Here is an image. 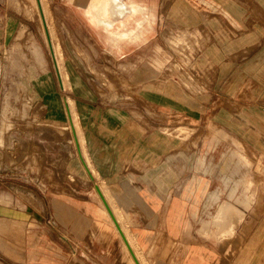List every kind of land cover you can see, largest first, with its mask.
<instances>
[{
	"label": "rangeland",
	"instance_id": "1",
	"mask_svg": "<svg viewBox=\"0 0 264 264\" xmlns=\"http://www.w3.org/2000/svg\"><path fill=\"white\" fill-rule=\"evenodd\" d=\"M64 2L82 5L87 40L106 31L96 26L110 25L105 15L112 12L100 7L114 2L43 0L65 87L36 0H0V264H134L102 211L96 184L127 225L142 264H151L152 251L161 249L182 250L179 261L196 255L201 264H264V237L258 236L264 156L257 152L264 143L231 140L203 120L194 130L178 128L177 119L152 125L146 156L145 147L129 148L125 139L130 111L143 109V84L135 82L141 76L170 83L180 78L194 87L196 75L186 76L197 74L207 58L203 34L185 29L168 48L169 34L163 35L161 49L152 39L153 18L173 10L188 27L193 6L187 0H118L134 12L115 23L114 34L124 33L115 45L132 51L81 57L64 53L66 27L54 13ZM144 36L147 50L135 51ZM66 99L95 179L78 156ZM113 138L125 145L108 147Z\"/></svg>",
	"mask_w": 264,
	"mask_h": 264
},
{
	"label": "crops",
	"instance_id": "2",
	"mask_svg": "<svg viewBox=\"0 0 264 264\" xmlns=\"http://www.w3.org/2000/svg\"><path fill=\"white\" fill-rule=\"evenodd\" d=\"M116 1L111 0L114 5L106 4L104 7L106 10L107 7L110 8L112 12L110 17L108 14L105 15L106 21L118 23L121 13L128 16L134 12L129 4ZM187 2L190 7L193 6L192 11H196L193 13L191 25L187 27L181 24V16L178 18L176 13L173 16L171 13L173 10L163 16L159 14L153 18L155 28H158L152 37L153 44L161 49L162 36L169 34L166 44L168 48L176 41L174 37L178 32L185 29L190 32H201L203 37L200 42L207 58L203 59L202 69L198 70V75L193 72V75L186 76V80L190 81L196 75L194 87L179 82L180 78L171 80L175 83H170L169 80L160 82L148 74L135 81L143 84L139 89L143 109L139 112L134 109L130 111L129 124L126 125L127 146L132 149L145 147L146 156L148 147H151L154 141V138H147L153 124L178 121L181 124L176 127L194 130L193 127L200 120L206 122L208 126L217 125L231 137V140L234 138L247 144L250 141L264 143V0H187ZM78 5L64 2L63 6H59L54 12L56 23L65 24L66 27L61 30L65 32L63 38L66 39L64 47L66 55L82 57L85 54L101 52L132 51L128 47L120 49L116 47L115 39L119 40L120 35L123 38L124 33L114 34L115 25L107 23L96 26L99 29L105 28L106 31L101 32V35L89 34L87 40L85 34H82L86 28H82L80 24L87 22L85 19L88 15L83 17V13L80 12L82 5ZM138 24L142 25L144 21L140 20ZM124 29L126 30L124 32L131 31L128 28ZM146 40L145 36L139 38L143 44L134 50L146 51ZM149 43L151 44L150 40ZM126 61L127 58H123V62ZM113 139L108 141V147L121 149L125 145L120 139ZM257 152L264 156V147L259 145ZM133 153V157L136 158V151ZM101 166L104 167V164ZM92 167L94 168L93 163ZM94 170L97 175V170L95 168ZM99 187L102 188L101 185ZM102 211L104 212L103 207ZM118 216L122 228L128 232L125 228L127 225L122 223L119 214ZM109 222L116 230L112 222L110 220ZM262 226L258 232L261 238L264 237ZM116 232L126 248L121 234L118 230ZM179 252L167 249L152 251L151 264H201L196 255L179 261Z\"/></svg>",
	"mask_w": 264,
	"mask_h": 264
},
{
	"label": "bare ground",
	"instance_id": "3",
	"mask_svg": "<svg viewBox=\"0 0 264 264\" xmlns=\"http://www.w3.org/2000/svg\"><path fill=\"white\" fill-rule=\"evenodd\" d=\"M105 3H107V2H105ZM36 4H37V7H35L34 6V8H38V15H39V18H40V22L42 23V27H43V31H44V36H46V39H47V43H48V46H49V49H50V51H51V54H52V56L53 57H55L56 58V62H57V65H58V67H59V71H60V75H61V81H62V85H63V87H65L66 86V79H65V75L63 74V71H62V67L60 66V62H59V58H58V53H57V49H55V46H54V42H53V37H52V31L50 30V26H49V22H48V18H47V13H45L46 11H45V9L46 8H44V5H43V0H41V4H42V8H43V12L45 13V16H46V21H47V26H48V31H49V33H50V41H49V37H48V33H47V31H46V27H45V24H44V18H43V15H42V13H41V10H40V6H39V2H38V0H36ZM47 6V5H46ZM104 7H105V5L104 6H102V7H100L101 9H103L104 11H105V9H104ZM99 9V8H98ZM36 10V9H35ZM47 10H48V8H47ZM99 11V10H98ZM25 12V11H24ZM27 12V11H26ZM25 12V13H26ZM50 12V11H49ZM100 12V11H99ZM28 14V13H27ZM50 16V15H49ZM124 16H125V14H122L121 13V18L119 19L120 21L124 18ZM108 22L110 23V25H116L115 23V21H109L108 20ZM40 23V24H41ZM121 36V35H120ZM118 38V37H117ZM51 43V44H50ZM53 49V51H52V49ZM61 51V50H60ZM61 53V52H60ZM65 111H66V116H67V119H68V122L70 123V128H71V134H72V137H73V140L75 141V145H76V149H77V153H78V156H79V158L81 159V160H83L82 162H83V165H84V167H85V169L87 170V172H88V168H89V172L93 175V176H96V172H95V170H94V168L92 167V163H91V160H90V158H88V155H85L86 153H85V145L83 146V138H81V136L82 135H80V131H79V123L77 122V120H76V115H75V111H74V107H73V105L69 102V100L68 99H66V101H65ZM85 149V150H84ZM88 172V173H89ZM97 177V176H96ZM91 178V177H90ZM101 190H103V187L101 188ZM103 192V194L106 196V199H107V201H108V204H109V206H110V208H111V211L114 213V215H115V218L117 219V221H118V223H119V226H120V228H121V230L124 232V236L122 235V233L120 232V230L118 229V227H117V225H116V223H115V221H114V219H113V217H112V215H111V213L108 211V209H107V207H106V205L104 204V202H103V200H102V198H101V196H100V194H98V192L96 191V194L98 195V198H99V200H100V203H101V205H102V207H103V210H104V212H106V214H107V216H108V218H109V220L112 222V224L115 226V228H116V230H118L119 231V233L121 234V236H122V238H123V240L125 241V245H126V248H128V245H127V243H126V239L128 240V242H129V244H130V246H131V248H133V250H134V252H135V255H136V257L138 258V260H139V262H140V264H142L141 263V261H140V259H139V257H138V254H137V251H136V248H134V243H133V240H132V238H131V236L128 234V232L125 230V229H123L122 228V225H121V223H120V218H119V216H118V213L115 211V209H114V206L112 205V203H111V201H110V198H109V196L106 194V192L103 190L102 191ZM126 238V239H125ZM128 251H129V254H130V256H131V258H132V260H133V262H134V264H136V262H135V259H134V257H133V255H132V253H131V251H130V248H128Z\"/></svg>",
	"mask_w": 264,
	"mask_h": 264
},
{
	"label": "water",
	"instance_id": "4",
	"mask_svg": "<svg viewBox=\"0 0 264 264\" xmlns=\"http://www.w3.org/2000/svg\"><path fill=\"white\" fill-rule=\"evenodd\" d=\"M38 2H39V6H40L41 13H42L43 18H44V24H45V27H46V31H47V33H48L49 41H50V37H51V36H50L49 31H48V26H47L46 16H45V13L43 12V8H42L41 0H38ZM50 44H51V43H50ZM51 49H52V48H51ZM52 51H53V49H52ZM53 59H54V62H55V67H56L57 72H58L60 85H62L61 75H60L59 67H58L57 62H56V58L53 57ZM88 172H89V168H88ZM89 175L92 177V179H95V176H93L90 172H89ZM95 188H96V191L98 192V194H100V196H101V198H102L104 204L106 205L108 211L111 213V215H112V217H113V219H114V221H115V223H116L118 229L120 230V232H121L122 235L124 236L125 234H124V232L121 230V228H120V226H119V223H118L117 219L115 218L114 213L111 211V208H110V206H109V204H108V201H107V199H106V196L102 193V191H101L99 185L96 184V185H95ZM124 237H125V236H124ZM125 239H126V238H125ZM126 243H127V245H128V248H130V251H131V253H132V255H133L134 259H135L136 264H140L138 258H137L136 255H135V252H134L133 248H131V246H130V244H129V242H128L127 239H126Z\"/></svg>",
	"mask_w": 264,
	"mask_h": 264
}]
</instances>
